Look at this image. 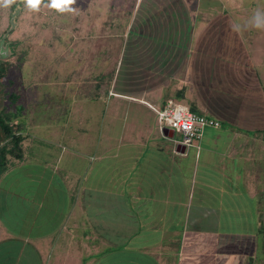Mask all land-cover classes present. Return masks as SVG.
<instances>
[{
    "label": "crops",
    "instance_id": "crops-1",
    "mask_svg": "<svg viewBox=\"0 0 264 264\" xmlns=\"http://www.w3.org/2000/svg\"><path fill=\"white\" fill-rule=\"evenodd\" d=\"M227 1L110 2L124 30L92 34V55L123 51L121 66L67 80L59 120L27 108L25 156L0 175V264H252L254 237L243 260L227 247L262 196L264 59ZM169 99L220 126L181 145L154 109Z\"/></svg>",
    "mask_w": 264,
    "mask_h": 264
},
{
    "label": "rangeland",
    "instance_id": "rangeland-1",
    "mask_svg": "<svg viewBox=\"0 0 264 264\" xmlns=\"http://www.w3.org/2000/svg\"><path fill=\"white\" fill-rule=\"evenodd\" d=\"M111 1L76 0L73 7L77 11L63 14L43 7L38 13H29L22 5H13L6 10L0 9V46L9 50L8 56L0 58L8 59L12 63L9 75L2 80L0 85V111L6 110L15 113L12 123L24 125L27 108L34 109L37 121H44L48 124L59 120L53 117L54 114H57L55 109H58V106L62 108L69 100L65 96L66 94L59 93L60 89H65V86L70 85L74 80L82 87H84L83 84L89 86L91 79L89 82L87 79L89 80V75L92 72L88 69L89 65H92L91 68H103L102 62L105 63L108 59L110 63L107 65V69L105 67L99 71L110 72L111 70L108 69L113 67L114 61L117 64V60L120 58L121 66L123 51L121 54H99L100 59L96 60V63L93 58H96L97 55H92L94 48L91 47V42L95 39H92V34L98 36L96 39L99 45H105L108 29H113L117 34L124 30L122 14L117 10L113 14L110 6ZM115 1L118 3L121 0ZM227 2H229L226 5L227 12L241 14H251L256 8L264 7V0H235L236 5L232 4L234 1L228 0ZM115 9H119L118 6ZM112 20L114 23L111 22ZM111 24L113 27H110ZM255 32L257 33L255 48L264 59V31L254 29V34ZM114 40L119 45L118 39ZM75 69L77 71L72 75ZM124 73L125 71L121 69L118 85L123 84ZM79 88L77 87V89ZM74 89L76 88L74 87ZM12 92L19 95L18 100L13 103L10 98ZM59 101L62 103L57 104ZM60 121L63 120L60 119ZM175 137L178 135L176 134ZM263 189L264 183L262 188L257 190L262 196L254 200V233L250 230L240 229L228 231V238H238L240 245H230L227 247V251H236L238 253L236 259L241 256L240 260H243L248 252L249 239L247 238L254 237V254L251 251L253 254L252 264H264ZM3 204L4 201L0 195V219ZM239 226L241 225L237 224V227ZM232 258L228 259V263Z\"/></svg>",
    "mask_w": 264,
    "mask_h": 264
},
{
    "label": "built area",
    "instance_id": "built-area-1",
    "mask_svg": "<svg viewBox=\"0 0 264 264\" xmlns=\"http://www.w3.org/2000/svg\"><path fill=\"white\" fill-rule=\"evenodd\" d=\"M161 130L169 129L179 135L178 141L185 147L193 146L195 141L203 135L208 126H220V122L203 114L192 111L188 106L169 99L160 108H154Z\"/></svg>",
    "mask_w": 264,
    "mask_h": 264
},
{
    "label": "trees",
    "instance_id": "trees-1",
    "mask_svg": "<svg viewBox=\"0 0 264 264\" xmlns=\"http://www.w3.org/2000/svg\"><path fill=\"white\" fill-rule=\"evenodd\" d=\"M12 63L8 59L0 58V85L2 80L9 75ZM11 102H16L19 95L10 94ZM15 113L6 110L0 111V175L4 173L13 159H23L25 155V135L20 131L21 124L12 123Z\"/></svg>",
    "mask_w": 264,
    "mask_h": 264
},
{
    "label": "clouds",
    "instance_id": "clouds-1",
    "mask_svg": "<svg viewBox=\"0 0 264 264\" xmlns=\"http://www.w3.org/2000/svg\"><path fill=\"white\" fill-rule=\"evenodd\" d=\"M76 0H0V9H10L13 5H22L29 13H38L41 8L55 10L58 13H75L77 9L73 7ZM233 32L240 34L245 30L255 29L264 31V7H258L251 15L243 21L233 22L230 25ZM9 50L0 46V57H6Z\"/></svg>",
    "mask_w": 264,
    "mask_h": 264
}]
</instances>
